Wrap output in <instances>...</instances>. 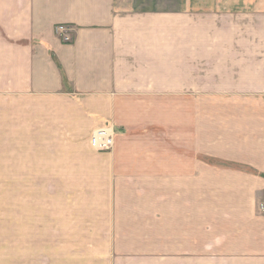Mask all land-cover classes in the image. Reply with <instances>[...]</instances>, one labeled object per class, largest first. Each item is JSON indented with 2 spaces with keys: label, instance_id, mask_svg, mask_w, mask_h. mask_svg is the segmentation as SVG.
Returning a JSON list of instances; mask_svg holds the SVG:
<instances>
[{
  "label": "crops",
  "instance_id": "obj_1",
  "mask_svg": "<svg viewBox=\"0 0 264 264\" xmlns=\"http://www.w3.org/2000/svg\"><path fill=\"white\" fill-rule=\"evenodd\" d=\"M177 1L0 0V165L103 198L110 264H264V12Z\"/></svg>",
  "mask_w": 264,
  "mask_h": 264
},
{
  "label": "rangeland",
  "instance_id": "obj_2",
  "mask_svg": "<svg viewBox=\"0 0 264 264\" xmlns=\"http://www.w3.org/2000/svg\"><path fill=\"white\" fill-rule=\"evenodd\" d=\"M227 1L233 8L237 2L244 5L247 1L250 13L264 12V0ZM166 5L176 9L178 1L166 0ZM254 26L261 27L258 19ZM251 30L249 33H256ZM253 43L262 48L264 55V36L249 35V48H253ZM255 87V99H250L249 108H264V89L260 84ZM26 167L30 173L19 175L15 165H0V264H110L99 258L103 254L110 258L107 254L112 246L106 243L107 230L72 225L75 208L76 219L95 220L103 198L96 193L90 197L83 189L75 190L82 182L48 180L43 178L47 175L32 171V166ZM17 176L28 178L15 179Z\"/></svg>",
  "mask_w": 264,
  "mask_h": 264
},
{
  "label": "built area",
  "instance_id": "obj_3",
  "mask_svg": "<svg viewBox=\"0 0 264 264\" xmlns=\"http://www.w3.org/2000/svg\"><path fill=\"white\" fill-rule=\"evenodd\" d=\"M56 31L63 41H70V35L68 34L69 30L67 27L58 25L56 26ZM113 135L114 131L108 126L98 128L92 133L90 144L98 151H108L113 146ZM258 210L260 213H264V200L259 203Z\"/></svg>",
  "mask_w": 264,
  "mask_h": 264
}]
</instances>
